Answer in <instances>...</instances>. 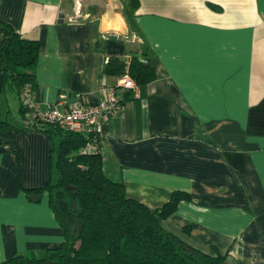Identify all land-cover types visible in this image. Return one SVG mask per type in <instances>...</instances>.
Instances as JSON below:
<instances>
[{
    "label": "crops",
    "instance_id": "1",
    "mask_svg": "<svg viewBox=\"0 0 264 264\" xmlns=\"http://www.w3.org/2000/svg\"><path fill=\"white\" fill-rule=\"evenodd\" d=\"M136 1L139 34L123 12L128 0H81L79 10L77 0H0V22L38 42L39 109L62 108L74 92L94 104L117 81L103 63L127 62L144 43L155 78L138 98L117 91L121 106L98 143L104 174L150 210L187 192L163 228L216 248L221 264H264V0ZM0 118L10 123L0 131L1 262L54 247L62 234L46 195L31 202L19 189L50 177L56 135L24 128L31 113L7 88Z\"/></svg>",
    "mask_w": 264,
    "mask_h": 264
},
{
    "label": "trees",
    "instance_id": "2",
    "mask_svg": "<svg viewBox=\"0 0 264 264\" xmlns=\"http://www.w3.org/2000/svg\"><path fill=\"white\" fill-rule=\"evenodd\" d=\"M136 5V0H128L123 12L139 34L134 22ZM0 29L5 34L0 48V89H10L19 99L23 85L34 88L33 69L39 45L36 40L22 37L9 24L0 22ZM128 53L127 62L108 58L101 71L117 76L126 71L140 89L155 78L153 69L145 61L148 50L142 43ZM124 94L123 98L132 97L130 91ZM9 127L10 123L0 118V131ZM24 128L58 136V142L51 145L49 152L50 177L40 186L22 188L19 185V189L31 202H38L46 195L62 239L54 247L18 254L0 264H221L224 254L216 248L212 249L214 254L203 252L160 223L174 212L179 201L190 200L187 192L172 191L167 201L150 210L127 197L120 181L104 174L98 151L99 137L89 132L64 131L55 124L34 119L26 120ZM88 141L95 142L96 150L83 153L82 148ZM182 230L187 233L189 227L183 226Z\"/></svg>",
    "mask_w": 264,
    "mask_h": 264
},
{
    "label": "built area",
    "instance_id": "3",
    "mask_svg": "<svg viewBox=\"0 0 264 264\" xmlns=\"http://www.w3.org/2000/svg\"><path fill=\"white\" fill-rule=\"evenodd\" d=\"M77 8H80V1ZM117 91H130L133 98L139 97V87L124 71L117 76L113 86L100 87V98L94 104H86L78 92H74L62 108L58 105H46L39 109L35 102L32 88L29 84L23 85L19 102L23 109L31 113V118L39 123L55 124L64 131L91 133L100 137L102 123L109 121L118 112L121 106V97ZM29 119V120H30ZM96 150L95 142H87L82 148L83 153H92Z\"/></svg>",
    "mask_w": 264,
    "mask_h": 264
},
{
    "label": "rangeland",
    "instance_id": "4",
    "mask_svg": "<svg viewBox=\"0 0 264 264\" xmlns=\"http://www.w3.org/2000/svg\"><path fill=\"white\" fill-rule=\"evenodd\" d=\"M8 120L15 125L16 123H18V119H12L10 116H8ZM56 140H58V136H55ZM40 252V251H39Z\"/></svg>",
    "mask_w": 264,
    "mask_h": 264
},
{
    "label": "water",
    "instance_id": "5",
    "mask_svg": "<svg viewBox=\"0 0 264 264\" xmlns=\"http://www.w3.org/2000/svg\"><path fill=\"white\" fill-rule=\"evenodd\" d=\"M68 189H70V190H71V188H68Z\"/></svg>",
    "mask_w": 264,
    "mask_h": 264
}]
</instances>
